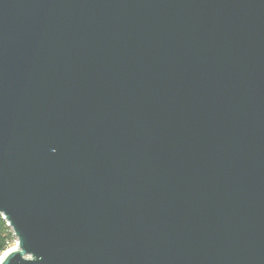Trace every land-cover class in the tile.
I'll return each instance as SVG.
<instances>
[{"label":"water","instance_id":"95a60500","mask_svg":"<svg viewBox=\"0 0 264 264\" xmlns=\"http://www.w3.org/2000/svg\"><path fill=\"white\" fill-rule=\"evenodd\" d=\"M0 264H264V0H0Z\"/></svg>","mask_w":264,"mask_h":264},{"label":"trees","instance_id":"16d2710c","mask_svg":"<svg viewBox=\"0 0 264 264\" xmlns=\"http://www.w3.org/2000/svg\"><path fill=\"white\" fill-rule=\"evenodd\" d=\"M16 242L13 231L0 215V256L11 249Z\"/></svg>","mask_w":264,"mask_h":264},{"label":"rangeland","instance_id":"374dc122","mask_svg":"<svg viewBox=\"0 0 264 264\" xmlns=\"http://www.w3.org/2000/svg\"><path fill=\"white\" fill-rule=\"evenodd\" d=\"M16 243H17V241L14 243V246L12 248L16 247Z\"/></svg>","mask_w":264,"mask_h":264}]
</instances>
